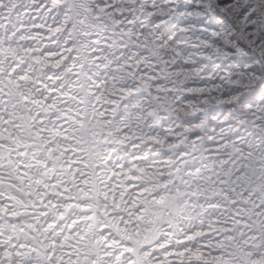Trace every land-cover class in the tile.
<instances>
[{
    "label": "snow or ice",
    "instance_id": "snow-or-ice-1",
    "mask_svg": "<svg viewBox=\"0 0 264 264\" xmlns=\"http://www.w3.org/2000/svg\"><path fill=\"white\" fill-rule=\"evenodd\" d=\"M0 264H264V0H0Z\"/></svg>",
    "mask_w": 264,
    "mask_h": 264
}]
</instances>
